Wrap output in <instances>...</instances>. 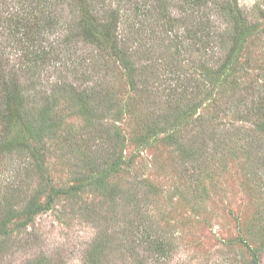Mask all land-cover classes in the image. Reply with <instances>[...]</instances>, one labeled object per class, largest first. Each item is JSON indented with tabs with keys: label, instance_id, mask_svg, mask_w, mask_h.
I'll return each instance as SVG.
<instances>
[{
	"label": "rangeland",
	"instance_id": "1",
	"mask_svg": "<svg viewBox=\"0 0 264 264\" xmlns=\"http://www.w3.org/2000/svg\"><path fill=\"white\" fill-rule=\"evenodd\" d=\"M16 1L0 0L1 20ZM182 6L171 1L180 29L184 17L196 22ZM206 7L193 36L170 39L154 28L140 51L132 46L127 68L66 38L61 22L32 46L25 29L0 25V149L15 133L3 130L2 80H13L31 102L53 103L55 123L29 139L38 157L0 151V264H264V0ZM71 10L55 12L65 19ZM230 32L239 35L236 44ZM56 38L79 49L77 62L62 52L42 69L28 67L23 55ZM209 77L216 88L201 96L195 87ZM70 84L94 94L95 123L65 96ZM182 105L189 108L175 119ZM153 120L159 126L148 131ZM107 125L119 138L108 136ZM95 174L103 176L96 185ZM34 199L43 206L25 222L21 210Z\"/></svg>",
	"mask_w": 264,
	"mask_h": 264
},
{
	"label": "trees",
	"instance_id": "2",
	"mask_svg": "<svg viewBox=\"0 0 264 264\" xmlns=\"http://www.w3.org/2000/svg\"><path fill=\"white\" fill-rule=\"evenodd\" d=\"M171 1L172 0H110V2H106V0H29L24 5L22 0H18L14 4L7 6L10 7V11L3 20L0 19V21L3 22V24L0 25L10 31H12L11 28L14 29V31H12L13 33L25 29L26 42L28 45L32 46L40 36L44 37V34H52L54 28L61 22L67 32L66 38L69 37L70 40L74 39L75 42L94 46L104 55L114 58L120 66L123 65L127 68L131 67L132 64L129 52L132 46L137 44L139 45V49L141 44H143L145 36L154 37V28L164 29L169 35L172 33L170 39H173L175 34L181 32L193 36L198 30L199 25L204 21L206 16L205 11L207 9L206 5L209 0H181L183 4L182 7L188 8V10L191 11V17L194 21L196 20V22L193 23L191 19L184 17L186 21L180 23L184 24L183 29H180L181 26L178 24L179 18L173 13V9H171ZM58 7H60V10H68L71 7V15L65 19L57 16L55 11ZM228 13L232 14L233 10L230 8ZM234 19L236 21L235 27L237 28V23L241 21L238 17H234ZM143 28H145L144 34L142 33ZM203 37L204 40L208 39L205 36ZM58 38L53 40L56 44L51 41L48 43L47 47H43V49L27 51L26 54L23 55V58H27L26 64H30L28 67L36 64V66L42 69V67L47 65L50 56L53 59L58 53L61 54L62 52L73 54L74 60L77 62V58L80 56L78 54L79 49L70 47L71 44L68 45L66 40L63 44ZM229 38L233 39L234 44H236L235 42L239 40V35H234V33L230 32ZM141 39L142 42L140 43ZM211 39L218 40V38L215 39L213 35H211ZM221 41L222 39L215 42L219 43ZM205 42L206 41L202 44ZM193 43L196 46L197 42ZM202 44L200 46H202ZM178 45L183 46L182 44ZM59 47L62 48L60 49ZM198 49H200V47ZM136 51H140V49ZM176 51H179V54L180 47L176 48ZM229 60L231 59H225L224 64H221V67L219 66L212 76L222 73V68L228 65H226V63ZM36 75H39V73L32 70L31 77H37ZM201 83L203 84L195 87L201 92L199 94L201 96L203 93L205 96L209 94L212 95L214 88H216L213 77L202 80ZM1 90L4 94L3 103L5 105L2 111V117L6 121L3 130L11 132L10 129L15 128L14 135L6 139L1 146L5 151L7 150L8 153L13 151L19 152V154L22 152L23 154L24 152H30L32 156L38 157V150L30 145L29 139H41L40 136L47 128H50L49 125L51 122L55 124L51 121L49 116L53 108V103L45 101V99L44 103L41 105L29 101L25 97L23 90L18 88L16 83L11 79L8 81L2 80ZM63 90L66 93L65 96H69V98L75 102L77 106L76 112L84 116L86 122L93 124L97 121V117L93 113L97 110L98 102L89 100V95L94 96L91 90L79 92L72 84ZM187 93L188 91L186 89L182 92V94H185V97ZM183 100L186 102L189 98L183 97ZM180 108L175 119L183 117L189 106L184 107L182 105ZM168 124L171 128L174 122L173 124ZM150 125L152 126L148 128V131L159 126L158 122L155 121L150 123ZM166 130H168V127ZM258 130L260 133L264 132V122L260 125ZM107 131L110 138H119L118 130L112 125L111 127L108 126ZM4 150L0 149V151ZM36 157H34L33 165L35 168H39L40 171H43V160L37 159ZM120 163V158L114 160L111 168L115 170L119 167ZM90 176L95 185L99 181H102L101 179L103 177L98 174ZM57 190L59 189L54 190V192H57ZM37 193H39V190L36 191V194ZM50 195L51 192L47 194L48 197ZM42 206L43 205L37 203L35 199L32 203L24 205L21 210L23 211V213L21 212V216L25 214V222H27V220ZM10 231L8 227H4L1 233L4 235L10 233Z\"/></svg>",
	"mask_w": 264,
	"mask_h": 264
}]
</instances>
